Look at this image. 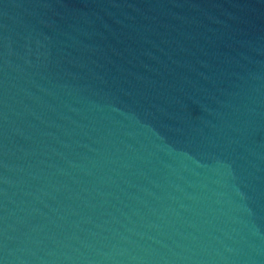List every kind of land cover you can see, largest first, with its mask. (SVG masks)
Returning a JSON list of instances; mask_svg holds the SVG:
<instances>
[{
  "label": "water",
  "instance_id": "1",
  "mask_svg": "<svg viewBox=\"0 0 264 264\" xmlns=\"http://www.w3.org/2000/svg\"><path fill=\"white\" fill-rule=\"evenodd\" d=\"M0 264H264V0H0Z\"/></svg>",
  "mask_w": 264,
  "mask_h": 264
}]
</instances>
